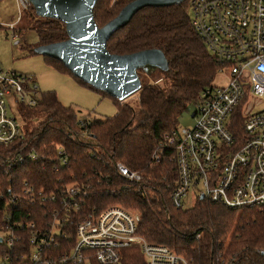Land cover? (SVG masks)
<instances>
[{"label":"trees","instance_id":"obj_1","mask_svg":"<svg viewBox=\"0 0 264 264\" xmlns=\"http://www.w3.org/2000/svg\"><path fill=\"white\" fill-rule=\"evenodd\" d=\"M130 1L98 0L94 9L97 24L105 25ZM32 28L39 35L40 45L68 37L65 23L56 18L41 17ZM107 47L116 54L161 49L169 60L168 71L156 72L163 86L155 83L154 74L145 83L144 71L140 69L142 88L136 93L138 108L111 96L118 111L106 118L79 115L73 107L63 104L55 91L44 92L36 106L22 107L24 119L32 121L29 129L14 146H0V256H9V264H43L31 259L30 229L24 230L12 247L2 241L7 228L3 214L10 207L16 209L15 219L34 221L38 230L46 228L53 219L54 202L50 199L31 204L22 198L18 207L8 204L9 197L20 194L28 181L47 192L62 184L85 186L88 190L85 213L113 205L136 211L139 235L150 243L168 246L190 264H264L263 212L255 208L231 210L201 197L190 208L177 207L171 200L177 179L174 150L168 149L161 162L152 159L165 134L178 126L184 111L194 108L202 91L214 84L218 73L217 61L193 27L189 0L179 5L141 9L128 25L110 37ZM45 58L74 76L60 60ZM243 118L238 110L229 122L237 137L244 134ZM17 149L34 151L39 160L6 174L7 160ZM60 151L67 157L66 165L59 162ZM118 164L139 172L142 181L123 177L117 170ZM80 217L78 214L75 220ZM74 226L75 223L68 226L69 239L49 252L50 256L64 255L71 249ZM116 264H146V261L139 246H130L122 250L121 260Z\"/></svg>","mask_w":264,"mask_h":264},{"label":"built area","instance_id":"obj_2","mask_svg":"<svg viewBox=\"0 0 264 264\" xmlns=\"http://www.w3.org/2000/svg\"><path fill=\"white\" fill-rule=\"evenodd\" d=\"M16 1L19 17L9 23V35L19 45L22 38L16 23L32 3ZM189 8L193 27L217 61L218 72L227 69L229 78L224 85L214 83L202 91L192 109L193 126L168 131L152 159L161 162L168 149L174 150L177 179L171 200L177 207L185 208L186 198L195 192L197 198L203 195L231 210L255 208L264 213V110L244 115L242 137L229 125L230 116L250 94L264 96V0H189ZM9 96L14 103L33 107L39 104L42 92L34 76L7 70L0 62V146L5 148L14 146L25 134L19 118L11 112ZM38 160L36 152L17 149L9 156L5 173ZM59 162L68 163L62 151ZM117 170L130 181H142L139 172L123 164H118ZM87 196V188L74 183L47 192L26 181L22 192L11 195L8 204L18 207L22 198L31 204L50 199L54 202L53 219L38 230L34 221L15 219L16 209L10 207L3 214L7 228L2 241L12 247L20 234L30 229L31 259L43 264H116L122 250L130 246L141 248L146 264H190L168 246L150 243L139 235V216L122 206L85 213ZM78 214L81 217L75 220ZM73 223L71 249L50 256L49 252L69 239L68 226ZM9 262V256H0V264Z\"/></svg>","mask_w":264,"mask_h":264},{"label":"water","instance_id":"obj_3","mask_svg":"<svg viewBox=\"0 0 264 264\" xmlns=\"http://www.w3.org/2000/svg\"><path fill=\"white\" fill-rule=\"evenodd\" d=\"M30 1L38 16L63 21L68 35L65 40L38 45L33 52L60 60L74 76L123 102L141 90L140 69L148 76L166 72L169 60L159 48L111 53L108 40L141 9L179 5L186 0H132L103 26L97 24L94 15L98 0Z\"/></svg>","mask_w":264,"mask_h":264},{"label":"rangeland","instance_id":"obj_4","mask_svg":"<svg viewBox=\"0 0 264 264\" xmlns=\"http://www.w3.org/2000/svg\"><path fill=\"white\" fill-rule=\"evenodd\" d=\"M33 7V6H32ZM34 8V7H33ZM19 17V8L16 0H0V62L7 69L32 75L36 78L42 95L46 91H55L63 104L73 107L81 116L90 114V118H106L114 116L118 107L115 100L108 95L84 85L68 72H63L49 63L44 55L36 54L32 51L39 44V35L32 27L41 17L35 9L22 12L16 28L21 31L22 42L19 45L13 43L10 37L9 23L16 21ZM40 45V44H39ZM38 46V45H37ZM159 74H154V79H159ZM229 71H219L214 80L215 84L224 85L228 82ZM142 79L145 83L149 82L150 76L143 73ZM156 80V81H157ZM155 81V83H157ZM163 86V80L157 83ZM138 96L133 94L125 101L130 102L138 108ZM10 109L16 114L22 124V130L26 131L31 125V120H25L21 114L23 105L12 102L9 96ZM240 112L242 115L264 110V96L250 94L241 104ZM192 109L186 110L179 118L178 127H192L195 123L192 117ZM231 116L229 118L230 122ZM38 121V120H35ZM197 200V194L190 192L185 200V208L192 207ZM137 213L134 210H130ZM3 233V232H2ZM1 233V234H2Z\"/></svg>","mask_w":264,"mask_h":264}]
</instances>
